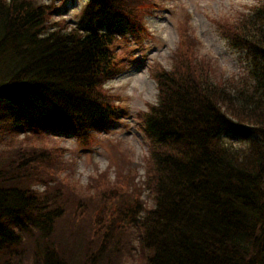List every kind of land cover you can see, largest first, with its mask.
<instances>
[{
    "label": "trees",
    "instance_id": "1",
    "mask_svg": "<svg viewBox=\"0 0 264 264\" xmlns=\"http://www.w3.org/2000/svg\"><path fill=\"white\" fill-rule=\"evenodd\" d=\"M55 1L0 0V133L71 131L90 146L123 113L104 87L117 43L145 32L139 17L154 4L85 0L67 28L50 18ZM216 25L249 60L242 86L206 78L184 17L186 51L152 71L158 100L139 115V182L110 184L104 170L75 198L64 148L24 136L0 151V264H122L132 253L137 264H264V0Z\"/></svg>",
    "mask_w": 264,
    "mask_h": 264
},
{
    "label": "rangeland",
    "instance_id": "2",
    "mask_svg": "<svg viewBox=\"0 0 264 264\" xmlns=\"http://www.w3.org/2000/svg\"><path fill=\"white\" fill-rule=\"evenodd\" d=\"M48 3L50 0H38ZM85 0H56L51 19L62 18L69 28L80 12ZM155 2V1H154ZM159 6L150 14L141 17L145 32L137 39L117 43L118 75L107 81L104 87L118 95L117 102L123 105V113L108 124L107 130L94 132L95 141L90 146L83 145L71 131H43L42 134L0 133V151L24 138L39 146H59L65 149L63 159L68 164V180L75 187V198H86V184L107 171L108 181L116 179L126 182L132 176L138 182L144 172V157L147 155V139L139 116L150 103H156L157 84L152 77L156 67L169 69L173 53L180 56L186 51L181 42L179 24L187 17L188 32L197 39L196 57L209 60L207 77L212 83L222 85L234 94V89L242 86L249 60L244 51L231 45L218 31L216 20H234L247 14L253 6L263 0H156ZM153 3V0H152ZM187 13V14H186ZM182 43V44H181ZM190 51L191 46H187ZM187 50V51H188ZM236 147L247 145L241 139L228 140ZM118 171L123 175L118 177ZM118 177V178H117ZM114 185H110L112 187ZM41 189V185L36 186ZM74 200V195L70 193ZM142 198L147 205L152 200L142 190ZM135 245L136 241L132 240ZM137 253L124 254L122 264H137Z\"/></svg>",
    "mask_w": 264,
    "mask_h": 264
}]
</instances>
